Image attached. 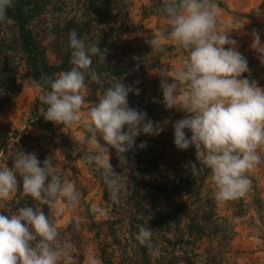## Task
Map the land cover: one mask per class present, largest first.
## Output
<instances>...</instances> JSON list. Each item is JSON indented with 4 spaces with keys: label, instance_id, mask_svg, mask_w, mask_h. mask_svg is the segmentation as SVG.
<instances>
[{
    "label": "rangeland",
    "instance_id": "rangeland-1",
    "mask_svg": "<svg viewBox=\"0 0 264 264\" xmlns=\"http://www.w3.org/2000/svg\"><path fill=\"white\" fill-rule=\"evenodd\" d=\"M25 1L32 8L30 31L47 62L58 68V74L72 67L69 33L73 29L86 45H98L105 56L104 61L93 57L92 67L98 79L86 80L85 104L79 121L57 125L43 116L47 107L33 91L34 81L26 67L16 25L9 18L0 22V168H13L17 151L35 153L41 164L51 159L58 172L74 184L80 193L74 207L69 208L62 199L55 208L40 207L57 227L61 241L74 245L76 264H88L89 256L98 259L96 249L102 243L108 246L114 264H144L132 231L137 214L151 228L148 264H264V149L260 150L261 162L247 173L252 181L243 196L246 206L237 214L231 210V201L221 203L215 199L209 171L200 164L196 149L190 146L179 150L174 145L173 125L182 114L170 115L171 110L165 107L161 75L167 73L171 83V77L183 68L187 56L169 38L170 24L160 8L164 0ZM215 1L223 5L218 8V29L229 33L237 50L260 69L264 80V63L252 48L254 33L259 34L264 44L262 2ZM234 18L243 24L241 29L233 28ZM151 39H157L164 50H155L149 43ZM139 66L144 67L142 81H137ZM251 75L255 77L254 73ZM118 82L139 89L138 95L129 93V107L136 109L140 98L145 108L156 107L168 114L166 131L153 147L162 150L161 164L158 171L150 169L144 178L145 202L140 213L131 199L134 161L130 151L123 154V163L115 149L109 151L112 169L123 185L115 195L105 183L102 170L87 161L88 155H94L88 129L89 110L107 87ZM250 82L258 86L261 83L259 87L264 88V81ZM36 119L47 122L51 130L32 126L30 123ZM185 132L191 136L187 129ZM180 158L187 163L185 172L172 162ZM189 162L200 167V171L192 174ZM23 196L22 178L18 174V190L10 199L0 201V214L7 203H17ZM259 197L262 203L258 202ZM207 198L215 202L213 210ZM188 208L196 218L194 223L203 228L202 233L187 229ZM218 217L230 221L231 227H219ZM221 235L229 239L231 236V243L222 242Z\"/></svg>",
    "mask_w": 264,
    "mask_h": 264
},
{
    "label": "clouds",
    "instance_id": "clouds-1",
    "mask_svg": "<svg viewBox=\"0 0 264 264\" xmlns=\"http://www.w3.org/2000/svg\"><path fill=\"white\" fill-rule=\"evenodd\" d=\"M14 4L15 0H0V22L7 19V11ZM163 10L171 26L169 38L188 50L183 68L171 77V83L167 73L161 75L165 107L186 113L173 125L174 145L179 150L190 146L196 149L200 164L209 171L217 202L243 197L251 185L247 173L261 162L260 150L264 149V88L241 78L248 72V62L229 33L218 29L215 0H164ZM242 27L234 18L233 28ZM149 43L157 51L164 50L157 39ZM69 47L72 67L55 77L42 76V82L34 81L32 85L47 105L45 120L57 125L79 121L86 80L98 79L93 57L105 60L101 48L86 45L75 29L69 33ZM252 48L264 63V44L259 34H253ZM129 93L138 95L139 89L115 83L89 110L94 155H88L87 161L102 170L114 195L123 185L110 164V149L120 154L123 163V154L133 150L138 136L161 131L147 113L129 107ZM139 147L144 148V142ZM57 167L51 159L41 164L35 153L17 151L14 167L0 168V201L10 199L18 190L19 174L23 193L38 203L37 207H20L12 215L0 214V264H76L74 245L61 241L57 227L40 207L55 208L61 199L69 208L79 202L80 193ZM189 167L192 174L200 171L195 163L189 162ZM151 234L150 227L140 225L136 239L146 244ZM88 264L100 261L89 256Z\"/></svg>",
    "mask_w": 264,
    "mask_h": 264
},
{
    "label": "trees",
    "instance_id": "trees-1",
    "mask_svg": "<svg viewBox=\"0 0 264 264\" xmlns=\"http://www.w3.org/2000/svg\"><path fill=\"white\" fill-rule=\"evenodd\" d=\"M260 1L262 2L263 7H264V0H260ZM215 3L217 4L218 8H223V5L221 3L217 1H215ZM160 8L161 10H163V5H161ZM31 11H32V8L30 7L29 2L25 0H15L14 7L8 9L7 11V18L11 19L17 27L19 40H20L22 51L25 56V63L28 69L29 76L32 78L33 81L42 82L41 81L42 76L55 77L58 74V68L50 65L47 62L41 47L39 46L38 42L34 39L30 31L29 24L31 20V15H30ZM170 31H171V26L169 30L167 31L168 34L170 33ZM124 44L127 45V42H124ZM180 48L182 49V53H184L185 56H188V50L183 49L181 46ZM127 49H129L128 46H127ZM169 49L171 50V48ZM242 56L244 57V54ZM260 72L261 71L260 69H258V67L256 66L254 67L251 65V63L248 62V72L244 73L242 77L249 79V81H264L263 78L260 76L261 74ZM138 73L140 75L137 81H142L141 76L144 75L143 66H139ZM253 73L255 74L253 75L255 76L254 78L251 77L252 76L251 74ZM260 84L261 83H259V86H262ZM43 90L45 91L47 90V85H44ZM41 104L45 108L47 107V105L43 103ZM144 106L145 105L142 103L141 99L139 98V102H138L136 109L141 112L147 113V118L153 121L154 124L157 125L161 129V131L157 135L141 134L140 136L136 138V146L133 148V150L130 151L132 153V160L134 161V166H133L134 182H133V188L131 191L132 192L131 199L134 201V207L139 213L142 210L144 206V202H145L144 178L146 177L150 169L154 171H158V168L160 167V164H161L162 150L160 148L153 149V147L159 143V138L162 136L163 132L166 131V128L169 124V123L167 124L168 114L164 113V110L156 109V107L145 108ZM170 110H171L170 115H173L174 113L182 114V117H180L179 120L185 118L186 116V113L183 112L182 110H178L175 108L170 109ZM30 124L32 126H39L40 128L51 130L50 129L51 125H49L47 122L40 121L39 119L32 121ZM141 142H144L145 144L144 148L139 147ZM172 162L173 164H175V166L178 167V169L181 172H185V167H187V163L186 161H184V159L182 160L180 158V159H177V161H172ZM248 177L252 181L249 175ZM180 179H182V175ZM186 179L188 180V177H186ZM187 192L189 193L190 189ZM197 192L199 193V191H196L195 195H198ZM258 202L262 203L263 200H261L259 197ZM207 203L210 209L213 210L215 208L214 206L215 202L213 203L212 201H210V198H207ZM35 205H36V201L33 200L31 197L26 196L24 194L23 198L19 200L17 203L15 201H11L7 203L4 207L2 215H12L16 213L20 207H26V206L36 207ZM245 206H246V203L243 197L237 198L235 200H231V210L233 212H236L237 214L242 212L243 207ZM190 212H191L190 208H188L187 229L189 231L196 229L197 231L202 233L203 228L201 226H198L196 223H194L196 221V218L192 217L190 215ZM45 215L47 214L45 213ZM208 221L209 219L206 220V222ZM217 223H219L218 226L222 227L223 229H227L231 227L230 225L231 222L223 218L218 217ZM140 225H143L146 227V224L142 216L140 214L139 215L137 214V216L135 217L133 221V225H132V231L135 233L136 236L139 231ZM91 226H94L92 225V221H91ZM218 226H217V230H218ZM217 230H216V233H218ZM222 237L224 238L222 240L220 239L222 242L225 243V241H228V244L229 242L231 243V236H230V239L224 235ZM263 240H264V237H263ZM137 246H138V249L143 259L144 264H148L149 256H150L149 242L146 244H140L139 241L137 240ZM96 251H97L98 260L101 262V264H114L113 256L108 251V246L105 243L100 244L98 248L96 249Z\"/></svg>",
    "mask_w": 264,
    "mask_h": 264
}]
</instances>
